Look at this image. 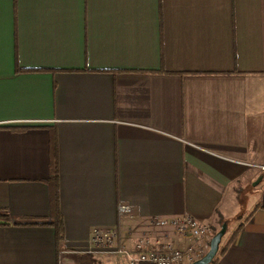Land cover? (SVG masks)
Masks as SVG:
<instances>
[{
    "label": "crops",
    "instance_id": "crops-1",
    "mask_svg": "<svg viewBox=\"0 0 264 264\" xmlns=\"http://www.w3.org/2000/svg\"><path fill=\"white\" fill-rule=\"evenodd\" d=\"M261 166L264 0H0V264H126L90 230L186 215L264 264Z\"/></svg>",
    "mask_w": 264,
    "mask_h": 264
},
{
    "label": "built area",
    "instance_id": "built-area-1",
    "mask_svg": "<svg viewBox=\"0 0 264 264\" xmlns=\"http://www.w3.org/2000/svg\"><path fill=\"white\" fill-rule=\"evenodd\" d=\"M264 171V166L260 167ZM132 212L129 205L117 207L118 218ZM182 240L177 246L173 240ZM212 228L190 216L148 218L142 228H93L88 233V252L124 259L126 264H192L208 251Z\"/></svg>",
    "mask_w": 264,
    "mask_h": 264
},
{
    "label": "trees",
    "instance_id": "trees-1",
    "mask_svg": "<svg viewBox=\"0 0 264 264\" xmlns=\"http://www.w3.org/2000/svg\"><path fill=\"white\" fill-rule=\"evenodd\" d=\"M51 183H52V226L54 227L55 230V236H56V246H57V252H59L60 246L62 245L63 241V225H62V220L58 215L57 211V172L56 168L53 169L52 175H51ZM213 262V261H212Z\"/></svg>",
    "mask_w": 264,
    "mask_h": 264
},
{
    "label": "water",
    "instance_id": "water-1",
    "mask_svg": "<svg viewBox=\"0 0 264 264\" xmlns=\"http://www.w3.org/2000/svg\"><path fill=\"white\" fill-rule=\"evenodd\" d=\"M259 179L254 183L257 184ZM227 229V225L223 224L218 232H216L210 240L209 249L207 253L199 260L195 261L192 264H211L215 258L219 245L221 243L222 237L224 236Z\"/></svg>",
    "mask_w": 264,
    "mask_h": 264
}]
</instances>
